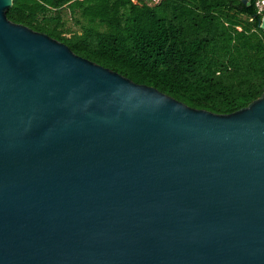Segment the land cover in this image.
Wrapping results in <instances>:
<instances>
[{
    "label": "water",
    "instance_id": "95a60500",
    "mask_svg": "<svg viewBox=\"0 0 264 264\" xmlns=\"http://www.w3.org/2000/svg\"><path fill=\"white\" fill-rule=\"evenodd\" d=\"M12 5L0 264H264V87L232 113L197 109L11 21Z\"/></svg>",
    "mask_w": 264,
    "mask_h": 264
},
{
    "label": "trees",
    "instance_id": "16d2710c",
    "mask_svg": "<svg viewBox=\"0 0 264 264\" xmlns=\"http://www.w3.org/2000/svg\"><path fill=\"white\" fill-rule=\"evenodd\" d=\"M151 1L13 0L7 16L197 109L228 114L262 95L258 0Z\"/></svg>",
    "mask_w": 264,
    "mask_h": 264
},
{
    "label": "rangeland",
    "instance_id": "374dc122",
    "mask_svg": "<svg viewBox=\"0 0 264 264\" xmlns=\"http://www.w3.org/2000/svg\"><path fill=\"white\" fill-rule=\"evenodd\" d=\"M157 1H159V0H152L151 3H156ZM63 14H64L65 19L67 20V24L70 25V26H73V20L70 17L68 9L63 8Z\"/></svg>",
    "mask_w": 264,
    "mask_h": 264
},
{
    "label": "built area",
    "instance_id": "2783aa9c",
    "mask_svg": "<svg viewBox=\"0 0 264 264\" xmlns=\"http://www.w3.org/2000/svg\"><path fill=\"white\" fill-rule=\"evenodd\" d=\"M257 8L259 13L264 12V0H258L257 1Z\"/></svg>",
    "mask_w": 264,
    "mask_h": 264
},
{
    "label": "flooded vegetation",
    "instance_id": "af4514ba",
    "mask_svg": "<svg viewBox=\"0 0 264 264\" xmlns=\"http://www.w3.org/2000/svg\"><path fill=\"white\" fill-rule=\"evenodd\" d=\"M56 2H58L59 0H55Z\"/></svg>",
    "mask_w": 264,
    "mask_h": 264
}]
</instances>
